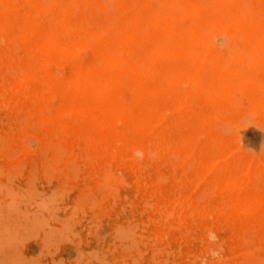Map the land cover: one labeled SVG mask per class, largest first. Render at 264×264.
<instances>
[{
  "label": "rangeland",
  "instance_id": "1",
  "mask_svg": "<svg viewBox=\"0 0 264 264\" xmlns=\"http://www.w3.org/2000/svg\"><path fill=\"white\" fill-rule=\"evenodd\" d=\"M0 7V264H264V0Z\"/></svg>",
  "mask_w": 264,
  "mask_h": 264
},
{
  "label": "bare ground",
  "instance_id": "2",
  "mask_svg": "<svg viewBox=\"0 0 264 264\" xmlns=\"http://www.w3.org/2000/svg\"><path fill=\"white\" fill-rule=\"evenodd\" d=\"M153 1H157V0H153ZM159 1V0H158ZM41 4H44L43 2H41ZM249 5V4H248ZM1 8V7H0ZM37 10V9H36ZM60 10V9H59ZM25 13V12H24ZM114 19V18H113ZM208 19V18H207ZM116 22V21H115ZM209 24L211 23V22H208ZM211 26H212V24H211ZM211 28V27H210ZM209 28V29H210ZM185 29V28H184ZM141 33V32H140ZM145 33V32H144ZM139 34V33H138ZM93 38V37H92ZM225 40H227V39H225ZM15 41V40H14ZM213 42V41H212ZM217 42V40L215 41V43ZM219 42V41H218ZM217 42V43H218ZM217 43L216 44H214L215 46L217 45ZM220 43V42H219ZM148 44V43H147ZM213 44V43H212ZM209 45V44H208ZM84 46V45H83ZM211 46V45H210ZM218 46V45H217ZM217 46H216V48H217ZM241 53V52H240ZM120 54H122V53H120ZM44 55H45V53H44ZM144 56H145V54H143ZM244 55V54H243ZM128 57V56H127ZM252 64V63H251ZM168 65V64H167ZM253 65V64H252ZM262 65H264V64H262ZM76 66V65H75ZM262 67V66H261ZM183 72V71H182ZM185 72V71H184ZM36 73V72H35ZM152 73V72H151ZM56 74H57V72H56ZM181 74V73H180ZM184 74V73H183ZM123 76H125V75H123ZM235 79V78H234ZM36 80V79H35ZM164 80V79H163ZM227 80H229V79H227ZM236 80V79H235ZM38 81V80H37ZM162 81V80H161ZM229 82H230V80H229ZM39 83V82H38ZM219 85V84H218ZM69 87V86H68ZM185 87V86H184ZM191 87H192V85H191ZM219 87V86H218ZM248 88H250V87H248ZM146 89V88H145ZM18 91V90H17ZM145 92V91H144ZM184 92V91H183ZM6 93H7V91H6ZM16 93V92H15ZM187 94V93H186ZM202 94V93H201ZM4 96V95H3ZM1 97V96H0ZM164 98H166V97H164ZM168 99V98H167ZM3 100V99H2ZM108 100V99H107ZM247 100V99H246ZM250 100V99H249ZM6 101V100H5ZM171 101H173V100H171ZM175 101V100H174ZM257 101V100H256ZM254 102H255V100H254ZM260 102V101H259ZM3 103V102H2ZM91 104H92V102H90ZM88 105V104H87ZM259 105V104H258ZM262 105V104H261ZM260 105V106H261ZM86 106V105H85ZM113 108V107H112ZM179 110V109H178ZM193 111V110H192ZM170 112V111H169ZM244 115V114H243ZM243 117H245V115L243 116ZM250 117V116H249ZM251 117H253L252 115H251ZM255 117V116H254ZM253 117V118H254ZM1 119V118H0ZM242 119V118H241ZM241 119L239 120V121H241ZM162 120V119H161ZM254 121V120H253ZM253 121H252V123H253ZM243 122V119H242V121H241V123ZM25 123V122H24ZM246 123V122H245ZM252 123H250L249 125L250 126H252ZM242 124H244V123H242ZM241 124V125H242ZM26 125V124H25ZM254 125V124H253ZM257 125V124H256ZM13 126V125H12ZM224 126V125H223ZM226 126H228V125H226ZM237 126V125H236ZM235 126V127H236ZM243 126V125H242ZM249 126V127H250ZM216 127V126H215ZM220 127V126H219ZM233 127L234 126H232L231 127V125H229V127H227L229 130H232L233 129ZM256 127V126H255ZM217 129H218V127H216ZM226 128V127H225ZM225 128H224V131H225ZM226 128V129H227ZM219 129H223V128H219ZM238 131H239V128L237 129ZM238 131H237V133H238ZM241 132H242V135L241 134H239L238 133V135H241V137H238L239 139H243L242 140V142L245 144V149L246 148H250V147H252L251 145H253V144H256V143H254V139H255V133H256V131L254 130V128L253 127H251V128H247V127H243L242 128V130H240ZM230 132H232V131H230ZM236 132V131H235ZM127 133H128V131H127ZM227 134V133H226ZM259 135V134H258ZM204 137V136H203ZM260 141H261V138L259 139ZM259 141V142H260ZM262 142V141H261ZM264 142V141H263ZM257 143H258V141H257ZM260 144V143H259ZM223 145H225V144H223ZM246 145H248V147H246ZM256 145H258V144H256ZM53 146H55V144L54 145H52V147ZM259 147H262V145L260 144V145H258ZM257 146V147H258ZM50 148V147H49ZM254 148L255 147H252V150H254ZM256 149V148H255ZM1 150V149H0ZM33 150V149H32ZM247 150V149H246ZM249 150H251V149H249ZM258 150H259V148H258ZM235 151H238V150H235ZM59 152V151H58ZM63 152V151H62ZM135 152V151H134ZM204 152V151H203ZM234 151H232V153H233ZM232 153H230V155H232ZM262 155H263V153H261ZM260 154V155H261ZM69 155H71V154H69ZM114 155V154H113ZM255 155V154H254ZM256 156V155H255ZM150 157V156H149ZM254 157V156H253ZM263 157H264V155H263ZM135 158V157H134ZM184 158V157H183ZM214 158H216V156L214 157ZM218 158V157H217ZM223 159V158H222ZM74 160V159H73ZM219 160H220V158H219ZM226 161H227V159H226ZM70 162V161H69ZM71 162H73V161H71ZM136 162V161H135ZM187 162V161H186ZM74 163V162H73ZM107 163V162H106ZM253 163V162H252ZM74 164H76V163H74ZM81 164H82V162H81ZM108 164V163H107ZM121 164V163H120ZM110 165V164H109ZM144 165V164H143ZM216 165V164H215ZM139 166V165H138ZM213 167H214V165L212 166V168H211V170L213 169ZM228 170V169H227ZM243 173V172H242ZM247 173V172H246ZM109 174V173H108ZM121 174V173H120ZM242 175V174H241ZM245 175V174H244ZM104 176H106L105 174H104ZM122 176V175H121ZM107 177V176H106ZM239 177V176H238ZM249 177V176H248ZM105 178V177H104ZM124 178V177H123ZM188 179V178H187ZM180 180V179H179ZM238 180V179H237ZM239 181V180H238ZM241 182H242V179H241ZM107 183V182H106ZM247 184V183H246ZM254 184V183H253ZM198 185V184H197ZM226 185V184H225ZM108 187V186H107ZM109 187H111V186H109ZM228 187V186H227ZM232 187V186H231ZM241 188V187H240ZM228 189V188H227ZM242 189V188H241ZM238 191V190H237ZM239 192V191H238ZM204 193V192H203ZM180 195V194H179ZM213 196V195H212ZM211 196V197H212ZM222 196V195H221ZM238 198V197H237ZM143 200V199H142ZM145 201V200H144ZM233 201V200H232ZM231 202V201H230ZM216 203V202H215ZM232 204V203H231ZM258 205V204H257ZM256 206V205H255ZM263 209V208H262ZM247 210V209H246ZM151 211H152V209H151ZM183 211V210H182ZM173 213V212H172ZM181 213V212H180ZM191 213V212H190ZM225 214V213H224ZM238 214V213H237ZM263 214V213H262ZM205 217V216H204ZM213 218V217H212ZM165 219V218H164ZM202 219V218H201ZM235 222V221H234ZM94 223V222H93ZM261 225V224H260ZM1 227V226H0ZM88 227H90V226H88ZM133 230H134V228H132ZM119 230H121V229H119ZM129 230V229H128ZM137 230V229H136ZM122 231V230H121ZM142 231V230H141ZM145 231V230H144ZM118 231H116V233H117ZM223 232V231H222ZM209 233V232H208ZM208 233H207V235H208ZM234 233V232H233ZM168 234V233H167ZM213 236H214V234H212ZM144 236V235H143ZM155 236V235H154ZM163 236V235H162ZM213 236H212V238H213ZM216 236V235H215ZM156 237H157V234H156ZM161 237V236H160ZM2 238V237H1ZM0 238V239H1ZM11 238V237H10ZM214 239V238H213ZM215 240H217L216 238H215ZM141 241V240H140ZM9 244V243H8ZM13 246V245H12ZM206 249V248H205ZM255 249V248H254ZM258 249V248H257ZM263 249H264V246H263ZM256 250V249H255ZM254 250V251H255ZM18 251V250H17ZM211 251V250H210ZM21 253V252H20ZM241 254V253H240ZM254 254V253H253ZM105 255V254H104ZM106 256V255H105ZM213 256V255H212ZM222 257V256H221ZM199 258V257H198ZM259 258V257H258ZM226 259H227V257H226ZM262 259V258H261ZM81 260V259H80ZM95 260H97V259H95ZM189 260V259H188ZM264 260V259H263ZM262 260V261H263ZM99 261V260H98ZM102 261V259L99 261V262H101ZM105 261V260H104ZM258 261V260H257ZM256 261V262H257ZM19 262V261H18ZM86 263H87V261H86ZM106 263V262H105ZM107 263H108V261H107ZM87 264H89V262L87 263ZM101 264V263H100ZM102 264H104V262H102ZM258 264V263H257Z\"/></svg>",
  "mask_w": 264,
  "mask_h": 264
}]
</instances>
